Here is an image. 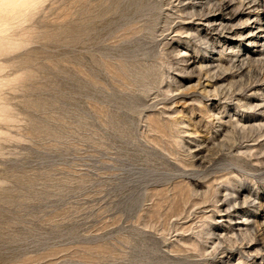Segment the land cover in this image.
<instances>
[{"label":"rangeland","instance_id":"374dc122","mask_svg":"<svg viewBox=\"0 0 264 264\" xmlns=\"http://www.w3.org/2000/svg\"><path fill=\"white\" fill-rule=\"evenodd\" d=\"M254 1L0 0V264H264L225 239L264 197Z\"/></svg>","mask_w":264,"mask_h":264},{"label":"bare ground","instance_id":"6f19581e","mask_svg":"<svg viewBox=\"0 0 264 264\" xmlns=\"http://www.w3.org/2000/svg\"><path fill=\"white\" fill-rule=\"evenodd\" d=\"M233 1H235V0H233ZM244 1L247 2V0H242V2H240V0H239L238 4L240 7H244L246 4L249 5V4L255 2L254 0H248V2L245 4ZM236 7L237 6H232V3L225 1L223 5L221 4V6H217V5L213 6L212 9H210L207 14L209 15V14H214V13L220 12L223 16L225 15L227 17H230V19L231 18L233 19V17L239 18L242 15H244V13H243V11H240L241 9L236 10L235 9ZM247 8L252 9L249 6H247ZM253 12H251V14ZM204 16H205V14H204ZM258 16L261 17L260 12L258 13ZM219 17H221V16H219ZM258 20H260V19H258ZM229 31H230V29H229ZM255 61H253V62H255ZM259 63H260V61H259ZM262 80H264V79H262ZM259 97L261 98L260 99L261 103L259 106H255L254 102L249 101V103H246L247 104L246 107L248 110H257L258 107H262L263 110H260L262 117L255 116V114H254V115L249 117L250 119L248 121V123H249L248 128H246L244 126H242L240 128V130H242L243 132L246 131L247 129L251 132H257V137H256L255 141H257L258 138H262L264 136V124L260 123V122H264V108H263L264 107V93H262ZM240 125H242V121H239V119H238V121L235 123V126H236L235 130L237 132H240L238 130ZM244 138H245V136H244ZM237 146H238V149H243V147H241L240 143H237ZM231 148L234 149L233 147H231ZM246 149H247V151H249V150L253 149V147H248ZM255 156H256V154H255ZM260 162H262V161H260ZM245 192H247V193H245ZM245 192H243V191L241 192L240 190L236 189L233 192V197L231 194V197H232L231 206H233V211L229 214V218H231V220H240V219L244 220V224H242L243 226H238L239 228H241V230L234 231L232 233V237L227 236V237H225V239L227 238V242L232 243L233 247H236V246L240 247L241 249H239V251L241 250V252H243L244 257H246L247 260L248 259H250V260H255V259L264 260V225L261 224V222L259 221V213H258V211L261 209V207H263L262 202L264 200V197L262 195H259V194L254 195L250 191H245ZM257 200H260L259 205L256 204ZM228 202L230 203V201H228ZM220 212H222V210ZM231 214H233L234 216L232 217ZM240 215H242V216H240ZM235 217H236V219H235ZM242 228L243 229L245 228V229L242 230ZM220 238H219V241L222 242L223 238L222 237H220Z\"/></svg>","mask_w":264,"mask_h":264}]
</instances>
